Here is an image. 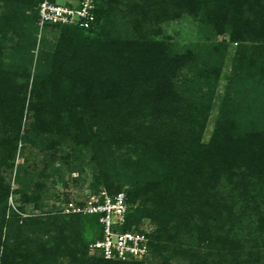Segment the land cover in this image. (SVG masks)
<instances>
[{"label":"trees","instance_id":"obj_1","mask_svg":"<svg viewBox=\"0 0 264 264\" xmlns=\"http://www.w3.org/2000/svg\"><path fill=\"white\" fill-rule=\"evenodd\" d=\"M42 1L0 0V171L31 135L68 140L99 169L101 187L90 194L124 193L121 230L149 221L153 231L144 260H105L88 249L101 238L98 216L62 206L22 222L7 216L11 191L0 173V264H264V0H91L87 27L46 25L41 33L60 35L36 51ZM202 11L239 45L234 79L249 85L221 99L207 142L213 90L177 83L186 70L211 86L226 48L180 52L157 38L161 24ZM115 17L122 32L107 31ZM14 193L20 212L39 201Z\"/></svg>","mask_w":264,"mask_h":264},{"label":"rangeland","instance_id":"obj_2","mask_svg":"<svg viewBox=\"0 0 264 264\" xmlns=\"http://www.w3.org/2000/svg\"><path fill=\"white\" fill-rule=\"evenodd\" d=\"M56 1L62 4H77L79 2L78 0ZM115 19L113 26L110 24L107 31L122 32L125 20H119L116 17ZM59 35V30L52 29H46L40 35L37 34L36 51L40 47L41 40L50 45L57 40ZM157 38L168 41L175 50L180 52L190 51L205 54L219 44L222 45L216 47V51L223 50V47L226 48L225 61L217 80L211 86L204 82L203 77L198 72L191 73L186 70L181 71V80L177 83L178 90L183 92H187L189 86L196 87L200 84H203L201 85L203 92L208 88L213 90V109L209 114L203 135V142H207L214 128V120L218 114L221 99L226 93L239 98L248 90L246 86L249 85H245L242 79H237V81L234 79L232 59L239 45L236 46V44L229 42L227 32L217 35L212 24L207 22L203 11L195 16L183 15L178 20L161 24ZM27 121L28 119L24 123ZM31 137L29 143H18L13 168H2L0 171L11 191L7 201V216L13 211L19 216L18 220L22 222L27 217L57 211L59 207L66 205L64 201L67 199L68 202H80L91 193L93 190L91 186L101 187V184L94 179L99 174V169L90 161L89 153L82 147L65 139L57 140L55 137H51V141L46 140V136H42L41 140ZM14 192L20 194L25 192L28 195L38 194L39 201L35 204L30 202L20 212L17 200L19 195ZM141 228L146 229L148 233L153 231V225L149 221H143L138 229ZM90 229L89 223L83 225L82 238L84 241L90 242L94 239L95 234ZM144 264L148 263L145 262Z\"/></svg>","mask_w":264,"mask_h":264},{"label":"built area","instance_id":"obj_3","mask_svg":"<svg viewBox=\"0 0 264 264\" xmlns=\"http://www.w3.org/2000/svg\"><path fill=\"white\" fill-rule=\"evenodd\" d=\"M94 9L91 0L77 4L51 3L43 0L38 7L39 33L46 25L80 24L87 27L93 21ZM69 202L62 208L64 214H82L98 216L101 226V238L89 244L90 254H98L105 260L141 261L148 255V237L146 229L122 231L127 209L125 195L120 192L110 195L106 191L90 194L84 200Z\"/></svg>","mask_w":264,"mask_h":264}]
</instances>
